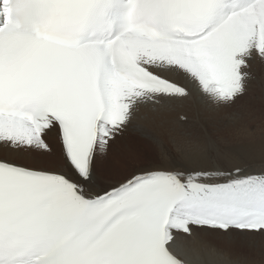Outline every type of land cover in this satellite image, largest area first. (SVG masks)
Returning <instances> with one entry per match:
<instances>
[{
  "label": "snow or ice",
  "instance_id": "1",
  "mask_svg": "<svg viewBox=\"0 0 264 264\" xmlns=\"http://www.w3.org/2000/svg\"><path fill=\"white\" fill-rule=\"evenodd\" d=\"M257 63L264 0H0V264H264V169L152 137L106 163L142 110L231 108Z\"/></svg>",
  "mask_w": 264,
  "mask_h": 264
},
{
  "label": "bare ground",
  "instance_id": "2",
  "mask_svg": "<svg viewBox=\"0 0 264 264\" xmlns=\"http://www.w3.org/2000/svg\"><path fill=\"white\" fill-rule=\"evenodd\" d=\"M252 71L255 78L249 81L247 93L231 108L206 104L192 96L170 109L142 110L133 123L143 134L127 133L122 140L123 147L138 144L153 149L147 139L152 137L174 155H179V146L202 156L218 158L224 168L236 165L259 174L261 169L254 164L260 163L264 169V65L257 63ZM224 117L227 119L223 121ZM224 129L231 134L225 139L220 134ZM123 147L111 152L106 162L114 172L121 173L119 165L130 160ZM249 155L254 157V163H245L244 158ZM232 248L239 255H247L248 250L240 241Z\"/></svg>",
  "mask_w": 264,
  "mask_h": 264
},
{
  "label": "rangeland",
  "instance_id": "3",
  "mask_svg": "<svg viewBox=\"0 0 264 264\" xmlns=\"http://www.w3.org/2000/svg\"><path fill=\"white\" fill-rule=\"evenodd\" d=\"M225 118L226 117H224V119H222V120L224 121V120L227 119V118L226 119ZM220 134H221L223 139L228 138L229 135L231 136V134L225 129L223 131H221ZM216 135L214 134V136L217 138ZM114 147H115V150L118 147H123L122 140L119 141V143L116 146H114ZM123 148H124V151L126 152L128 158H130V160L127 163H123V164L119 165L121 173L127 174L129 171H131L133 169L134 163L135 164L142 163L146 158L155 159V153L153 152V149H150V148H148L145 145H138V144H132L131 145V144H128V146H125ZM148 151L150 152V155L148 154L149 153ZM260 165H261L260 163L259 164L258 163L254 164V166H257L259 169L262 170L263 167H261Z\"/></svg>",
  "mask_w": 264,
  "mask_h": 264
}]
</instances>
